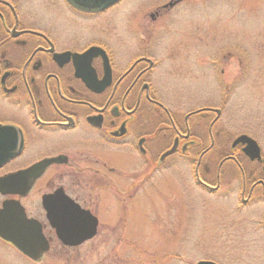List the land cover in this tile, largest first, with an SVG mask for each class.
I'll use <instances>...</instances> for the list:
<instances>
[{"label": "flooded vegetation", "instance_id": "flooded-vegetation-1", "mask_svg": "<svg viewBox=\"0 0 264 264\" xmlns=\"http://www.w3.org/2000/svg\"><path fill=\"white\" fill-rule=\"evenodd\" d=\"M63 1L70 21L115 5L86 12ZM44 4L0 0V209L24 213L41 247L48 245L37 260L24 257L40 264L58 247L78 249L102 236L108 222L137 219L157 187L179 186L183 196L188 164L219 213L222 206L226 216L246 212L247 236L252 220L264 229V151L249 127L232 132L224 118L235 81L222 80L213 101L172 108L158 81L164 41L154 28L139 23L124 36L115 28L110 38L100 23L69 27ZM178 5L197 4L167 0L149 16L166 21ZM262 40L254 46L264 48ZM234 58L216 55L211 63L224 78ZM59 233L87 239L68 245Z\"/></svg>", "mask_w": 264, "mask_h": 264}, {"label": "rangeland", "instance_id": "rangeland-1", "mask_svg": "<svg viewBox=\"0 0 264 264\" xmlns=\"http://www.w3.org/2000/svg\"><path fill=\"white\" fill-rule=\"evenodd\" d=\"M166 1L124 0L90 21H70L63 0H46L43 6L68 17L61 20L72 28L100 23L110 38L115 28L123 36L139 23L140 29L154 28L156 38L164 41L157 53L158 81L172 108L184 111L213 101L222 96V80L232 78L234 93L224 114L229 130L247 132L249 127L264 151V48L254 46L258 39L264 41V0H193L197 5H178L166 21H153L149 12ZM228 53L236 62L222 78L211 60ZM193 171L188 164L183 196L179 186L167 191L157 187L154 206L145 203L142 212L138 206L137 219L129 215L108 222L102 236L78 249L58 247L40 264H264V229L257 230L252 220L247 236V213L226 216L223 206L219 213L216 198L197 187ZM0 264L37 263L0 241Z\"/></svg>", "mask_w": 264, "mask_h": 264}, {"label": "water", "instance_id": "water-1", "mask_svg": "<svg viewBox=\"0 0 264 264\" xmlns=\"http://www.w3.org/2000/svg\"><path fill=\"white\" fill-rule=\"evenodd\" d=\"M76 9L86 12L102 11L120 0H66ZM246 139V137H244ZM249 153L257 154L259 146L256 141L247 139ZM20 210V209H19ZM60 239L68 245H77L87 238L73 239L59 233ZM89 237V236H88ZM0 238L12 244L25 256L37 260L39 254L48 249V245L41 247L42 236L36 233L32 222L17 208L5 206L0 209ZM196 264H218L213 261L202 260Z\"/></svg>", "mask_w": 264, "mask_h": 264}]
</instances>
